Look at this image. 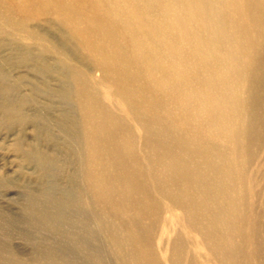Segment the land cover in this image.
<instances>
[{
    "label": "bare ground",
    "instance_id": "bare-ground-1",
    "mask_svg": "<svg viewBox=\"0 0 264 264\" xmlns=\"http://www.w3.org/2000/svg\"><path fill=\"white\" fill-rule=\"evenodd\" d=\"M0 96L39 264H264V0H0Z\"/></svg>",
    "mask_w": 264,
    "mask_h": 264
},
{
    "label": "rangeland",
    "instance_id": "rangeland-1",
    "mask_svg": "<svg viewBox=\"0 0 264 264\" xmlns=\"http://www.w3.org/2000/svg\"><path fill=\"white\" fill-rule=\"evenodd\" d=\"M5 69L12 74L9 83L16 87L14 97L18 98L23 93L29 94V85L19 86L21 82L18 79L22 73L21 69L8 66V64ZM4 99L0 96V101ZM36 101L37 105H34L37 107L47 104L43 98H36ZM55 106L57 110L52 114L57 117L59 103ZM30 111L27 110V112ZM58 124L59 122L55 120L51 130L53 133L51 139L45 136V132H42L40 139L44 145L42 148L56 146L60 156H64L69 153V150L66 139L57 130ZM31 129L30 126L24 129L17 123L10 129L0 127V264H13L9 259L14 256L23 260L24 264H39L37 258H41L42 255L38 251H43L42 246L46 242L51 244L53 241L46 233L38 231L25 222V199L28 194L39 193L45 185L52 183L57 187L64 186L69 167L66 168V172L56 176L52 181L42 178L36 163L26 160L13 149L16 141L24 140L27 144L33 142Z\"/></svg>",
    "mask_w": 264,
    "mask_h": 264
}]
</instances>
